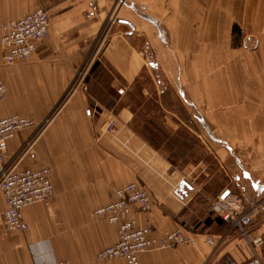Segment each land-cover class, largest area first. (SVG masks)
I'll list each match as a JSON object with an SVG mask.
<instances>
[{
  "label": "crops",
  "instance_id": "1",
  "mask_svg": "<svg viewBox=\"0 0 264 264\" xmlns=\"http://www.w3.org/2000/svg\"><path fill=\"white\" fill-rule=\"evenodd\" d=\"M118 1L0 0V22L39 7L49 14V35L28 60L5 64L0 46V117L43 124L34 138L33 127L16 132L6 159L33 139L18 166H47L53 186L48 205L22 209L25 232L3 228L0 192V264H125L97 259L117 227L92 211L128 182L152 199L149 211L130 207L137 227L181 228L191 239L141 252L140 264H243L264 255V0H122L108 25ZM243 36L246 46L232 45ZM181 132L186 143L144 135ZM236 147L250 150L245 166ZM228 195L241 198L236 213L252 211L247 238L213 210Z\"/></svg>",
  "mask_w": 264,
  "mask_h": 264
},
{
  "label": "built area",
  "instance_id": "2",
  "mask_svg": "<svg viewBox=\"0 0 264 264\" xmlns=\"http://www.w3.org/2000/svg\"><path fill=\"white\" fill-rule=\"evenodd\" d=\"M115 16L108 15V25L114 22ZM49 25V14L41 7L16 19L0 22V46L3 51L4 63L11 64L30 57L36 48V41L48 37ZM5 91L6 86L0 80V101L4 97ZM32 126H34L33 120L18 114L0 117V192L5 199L2 225L8 231L25 228L22 215L24 206L35 203L48 205L53 196L50 169L47 166L19 167L17 163L20 151L10 162L5 160L8 140L19 130ZM105 130L113 132V120L107 121ZM26 142L30 144L32 140L29 142L28 139ZM134 204H137L142 210H146L150 207L151 200L148 191L143 186L136 182H128L114 189L113 198L108 203L98 206L92 211L96 217L118 225L117 241L113 245L100 249L99 260L122 256L127 264H139L137 253L140 251L188 241V237L181 228H176L158 238L150 236V228H135L133 221L126 218L130 206ZM239 206L240 208L242 206L240 196L228 195L218 198L212 207L214 211L220 213L224 220L232 221L240 235L247 238L253 215L251 210H241L236 213ZM255 241L259 242L258 239ZM208 242L212 243L213 239L210 238ZM56 262L57 260H53L40 264H57ZM58 264L69 263L62 261ZM243 264H264V255H254Z\"/></svg>",
  "mask_w": 264,
  "mask_h": 264
},
{
  "label": "rangeland",
  "instance_id": "3",
  "mask_svg": "<svg viewBox=\"0 0 264 264\" xmlns=\"http://www.w3.org/2000/svg\"><path fill=\"white\" fill-rule=\"evenodd\" d=\"M123 5V3L121 2V1H118L117 2V4H115V6H113L112 8H111V10H110V13H109V15H116L115 13H116V11L118 10V9H120V7ZM238 39L239 38H233L232 37V45L234 44V43H237V45H239V44H241L242 46H246V43H245V38H244V36H243V38L241 39V42L239 43V41H238ZM30 57H28V58H26V59H24V60H21V61H26V60H28ZM20 61V62H21ZM4 62V61H3ZM19 61H17V62H13V63H11V65L12 64H16V63H18ZM81 72H82V70H77L76 71V74H75V77H80L81 76ZM86 76V73L84 74V77ZM74 77V78H75ZM2 81V80H1ZM74 82V81H73ZM72 82V84L70 85V89H73V88H75L76 87V85L74 84ZM148 87H150V86H148ZM160 88H164V89H166V83L164 84V86H159ZM171 87H172V85H171ZM173 88V87H172ZM6 92V91H5ZM5 95V94H4ZM3 99V98H2ZM12 114H18V115H20V116H23V115H21V114H19V113H12ZM24 117H26V116H24ZM28 118V117H27ZM114 123V122H113ZM42 126H43V124L39 127V129H38V131L36 132V136L40 133V131L42 130ZM34 135V136H35ZM144 135H146L147 137H148V139H150L151 138V141H153V140H155L156 142L157 141H160V140H169V141H171V142H173L174 143V141L175 142H177V141H185V143H186V141H187V138H186V134L184 133V132H181V133H175V134H166V133H164V134H144ZM212 135H215V134H212ZM34 136L32 137V138H34ZM35 136V137H36ZM228 137H230V134H228ZM30 139V138H29ZM212 139V138H211ZM28 140V139H27ZM26 140V141H27ZM32 141H33V139H31ZM174 140V141H173ZM191 140H193L192 138H191ZM213 141H215L214 139H212ZM24 142L23 144H22V146L20 147V154L19 155H21L28 147H30L31 145H32V143H31V145L30 144H28V142ZM239 141H241V140H239ZM168 142V141H167ZM247 144V143H246ZM238 146H243V143L242 142H240L239 143V145ZM236 152L238 153V155L242 158V161H243V163H244V166L247 164V162H250V160L252 159V157L251 156H249V155H247L248 153H249V151L250 150H248V149H245V148H243V147H239V148H237L236 147ZM247 152H246V151ZM164 151H168V150H166V149H164ZM180 154L181 153V151L180 150H178V149H173V150H170V154H171V157L172 158H174V160H177L178 159V157H180V156H178V154ZM249 168H250V166H249ZM242 170H246V168H244L243 169V167H240V171H239V176H240V180H243L242 178H241V175H242ZM191 171V170H190ZM189 171V172H190ZM247 171V170H246ZM194 174V170L190 173V175H193ZM246 181V180H245ZM164 233V232H163ZM115 240V236L113 235V233L111 234V236L109 237V240L107 241V243H106V245H109V244H111L113 241ZM101 249V248H100ZM32 254H33V252H32ZM33 257L35 256V254H33L32 255ZM36 258H39V257H36ZM115 259H118V258H115ZM110 260H114V259H110ZM41 262L40 261H38L37 259L34 261V264H40Z\"/></svg>",
  "mask_w": 264,
  "mask_h": 264
},
{
  "label": "bare ground",
  "instance_id": "4",
  "mask_svg": "<svg viewBox=\"0 0 264 264\" xmlns=\"http://www.w3.org/2000/svg\"><path fill=\"white\" fill-rule=\"evenodd\" d=\"M41 125H42V124H37V125L34 124V126H32V127L34 128V131L32 132V134H31V136H30L29 138L33 137V136L36 134V132L38 131V129H39V127H40ZM26 140H27V139H26ZM26 140H25V141H26ZM19 151H20V150H18V152H19ZM18 152H16L15 156L17 155ZM26 152H28V149L25 150V151L20 155V158H21L22 155L25 154ZM15 156L13 155L12 158H14ZM6 157H7V155H6ZM12 158H11V159H12ZM20 158H19V160H20ZM11 159H8V160H7V159L5 158L6 162H10ZM19 160H18V162H19ZM17 165H18V163H17ZM148 194H149V193H148ZM149 197H150V200H151V205H150V207H149L148 209H146V210H142L137 204H134V205H131V206H135L139 211H142V212L149 211L150 208H151V206H152V199H151L150 194H149ZM26 206H27V205H26ZM131 206H130V207H131ZM24 207H25V206H24ZM126 218L129 219V220H132V221H133V226H134L135 228H150V229H151V232H150V236H151V237L158 238V237H160V236H163L165 233H167V232H164V233H157L156 230H155L154 228H152L151 226L137 227V226L135 225L134 220H133L132 218L129 217V213L127 214ZM104 220H105V219H104ZM23 221H24V223H25V228H24V229H20V230H14V231H22V232L27 231V229H28L27 223L25 222L24 219H23ZM106 221H107V220H106ZM107 222H108V221H107ZM108 223H109V222H108ZM109 224H111V223H109ZM113 225H115V226L117 227V239H118V225H117V224H113ZM174 229H176V228H174ZM174 229H173V230H174ZM173 230H171V231H173ZM168 232H170V231H168ZM186 236H187V235H186ZM187 237H188V241H187V242H189L191 239H190L189 236H187ZM117 239H116V241H117ZM116 241H115V242H116ZM115 242H114V243H115ZM114 243H113V244H114ZM182 243H186V242H182ZM182 243H177V244H175V245L182 244ZM113 244H111V245H113ZM175 245H167V246H164V247H154V248H151V249H147V250L140 251V252L137 253V260H138V263L140 264L139 259H138V255H139L141 252H146V251H151V250H158V249H164V248H167V247H170V246H175ZM109 246H110V245H109ZM99 252H100V250H99V251L97 252V254H96L97 259H100V258H99ZM115 258L123 259L124 262H125V264H127V263H126V260H125L122 256H115V257H111V258H106V259H104V260L115 259ZM53 260H57V259H52L51 261H53ZM62 261H66V260H57L56 263L58 264V263H60V262H62ZM66 262H68V261H66ZM68 263H69V262H68Z\"/></svg>",
  "mask_w": 264,
  "mask_h": 264
},
{
  "label": "water",
  "instance_id": "5",
  "mask_svg": "<svg viewBox=\"0 0 264 264\" xmlns=\"http://www.w3.org/2000/svg\"><path fill=\"white\" fill-rule=\"evenodd\" d=\"M184 183H185V182H184L183 180H181V181L179 182V189L182 188V186L184 185Z\"/></svg>",
  "mask_w": 264,
  "mask_h": 264
}]
</instances>
